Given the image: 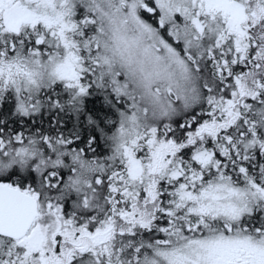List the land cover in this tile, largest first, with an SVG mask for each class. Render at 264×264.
Here are the masks:
<instances>
[{
	"label": "rangeland",
	"instance_id": "obj_1",
	"mask_svg": "<svg viewBox=\"0 0 264 264\" xmlns=\"http://www.w3.org/2000/svg\"><path fill=\"white\" fill-rule=\"evenodd\" d=\"M141 7L156 12L157 22L166 27L164 34L142 21ZM262 29L264 0H0V87L17 109L34 112L38 108L31 110L33 100L54 83L72 93V102L82 100L90 82L125 98L108 138L110 155L98 164L102 169L98 175L107 173L106 179L95 177L93 185V173L84 160L72 158L74 168L69 163L64 168L62 157L58 154L57 159L51 151L53 162L64 168L57 179L62 180L59 194L51 200L48 192H42L35 228L22 241L0 239L2 264H49L46 254L54 236L70 238L72 245L83 242L84 248L72 254L73 264H264V226L250 222L256 212L264 216L263 182L233 183L226 177L187 180L175 160L183 146L195 149L186 165H216L212 150L202 148L209 138L217 152V167L219 157L228 153L238 156L252 145L264 150V105L256 108L257 131H253L251 118L242 117L241 110L247 108L246 114L254 115L246 103L254 95L249 89L242 95L237 78L235 84L225 85V98L206 100L211 105L209 120L189 122L195 119L190 110L202 103L191 84L196 67L191 64L209 55L219 63L211 52L224 44L223 52H235V60L241 61L246 55L250 70L264 71ZM187 50H197L196 58ZM218 73L224 81L230 69L219 68ZM221 131H232L236 137L220 135ZM14 141L0 146V178L45 161L32 146ZM114 164L118 169L111 168ZM152 180H157L155 190ZM168 184L177 187L169 191ZM161 196L166 202L162 211L170 214L163 220L170 227L158 226L167 232L168 240L162 237L167 244L147 246L140 239L132 251L125 242L117 244L114 238L136 233L137 224L140 233L159 229L155 212ZM99 201L112 212L103 227L97 221ZM65 202L69 215L63 214ZM169 204L171 209H166ZM77 210L76 218L70 215ZM114 215L122 225L118 234L111 224ZM130 221L135 226H127ZM70 223L78 224L77 229H70ZM109 227L110 234H104ZM83 251L86 257L79 255ZM68 262L69 258L50 264Z\"/></svg>",
	"mask_w": 264,
	"mask_h": 264
},
{
	"label": "trees",
	"instance_id": "obj_2",
	"mask_svg": "<svg viewBox=\"0 0 264 264\" xmlns=\"http://www.w3.org/2000/svg\"><path fill=\"white\" fill-rule=\"evenodd\" d=\"M147 1L149 0H145V2ZM141 9L142 21H145V23H147L149 27L152 26L158 29L159 33L164 34L166 31V27L162 25L160 26V24L157 22L156 12L149 13L146 9ZM262 30H259V32ZM204 37H202L199 41H201ZM166 38L169 42L171 41L170 36H166ZM194 39L195 40H193L192 43L195 44L197 39ZM247 46L249 47V49L251 48V46ZM226 47L227 46L223 44L217 49H213L211 52V54L216 59L220 60L219 63H216V60L209 57V55L205 58H197L195 59V62L191 64L193 66L196 65L194 70H192V76L195 79H191V84L195 87L197 96L200 97L202 103L195 105L193 107L194 110L193 108L192 110H190L192 111V115L194 114L195 119L191 118V121L189 122L198 123L209 120L211 118V115L208 114V112L211 105L206 100H208V97H224L223 92L225 91V85H228L229 82L230 84H235V79L237 78L240 81L241 87L243 88V90L241 91L242 95H245L244 91H246L247 89L251 90V95H254L252 96V101L248 100V102H246L248 104L247 107L251 106V111L254 113V115L252 116L250 114H246L247 108L242 109L241 113L242 117L251 118V121L254 124L253 131H257L255 126L257 125L256 108L264 105V71L255 70L253 67H251L250 70L249 66L246 64V55H244L245 57L242 61L239 59L235 60V52L233 53V55H231V52L228 51L223 52V49ZM259 47L261 49H264V43ZM187 51L192 55L194 53L198 54L197 50ZM193 56L196 58L195 55ZM231 56L233 58V61H231ZM194 57L192 58L194 59ZM218 64H220V66H218ZM219 68L230 69V75L224 78V81L218 79ZM205 81L208 82V86L203 84ZM92 83L93 82H90L87 94L82 97V100L79 102H72V93L68 92V90H65L64 85H62L61 83H54L52 86L47 88V90L40 91L37 101L35 102L33 100L32 102V105H35V107L33 106L31 110H34L36 107L38 109H35L34 112H30L28 114L21 111L20 109H17L15 100H12V97L9 98L10 95L7 94V90L5 92V89L0 87V146L4 142L9 140H15V143L16 141H20L22 144H24L25 147H28V145L32 146V150H34L35 153L40 154L41 158L45 159L44 162L41 161L36 165H33V167L29 164L26 167L25 172L18 171L16 172V174H7L5 176H2L0 178V182H8L13 186L19 187L25 192L35 195L39 201L40 207H42L41 205H43L44 202L41 196L42 192H48L51 196V200L54 199V196L55 199L57 198L60 191V184L62 182V180L57 179L64 175L63 169L65 168V164L69 163L71 165V168H74V165L71 164L72 158H77L79 161L84 160L86 165L89 167V170L91 168L90 175L93 173L91 180V183L93 185L95 184V182L93 181L94 179L107 176V173L106 175H98V173H101L100 171H102L101 167L98 166V164H102V162H105L107 156L110 155V145L108 138L113 133V129L117 124L118 112L124 109L123 104L125 98L121 97L120 95L117 96V94L109 92L107 90H102ZM212 83L219 86H215ZM248 109H250V107ZM260 119L261 117H259L258 120ZM238 132L243 133L244 129H239ZM221 134L230 138L232 137V135L236 137V135L233 134L232 131H221L220 135ZM210 139L211 138L206 140L202 148L212 150L210 154L212 155V161H216V165L207 164L200 166L194 164L193 162H190V164L188 163L186 165V163L184 162L186 160H189L195 149L186 150L183 146H179L180 150L175 154V160L184 170L185 174L183 176H186L187 180L208 181L213 179L215 180L219 177H226L229 180H234L232 181L233 183L235 181L241 182V180H249L253 182H258L260 180L264 185V150H262V152L259 150L261 146L257 145L258 141H256L255 143L257 146L252 145L251 148L247 149V151L238 156L232 154V157L228 153V156L224 158L219 157L220 164L217 167V152L212 149L214 147V144L210 141ZM181 143L182 145L185 144V142ZM53 146H57L59 150H51L50 148ZM51 151L56 154L57 159L58 154L62 157L64 168L63 166L55 164L53 162L54 158L50 157L53 154ZM0 152H2L1 149ZM1 156L2 153H0V158ZM111 168L118 169V166L115 167L114 164L111 166ZM111 168L109 169V172L112 171ZM40 180H43L42 184ZM44 180L46 181V185H43ZM101 181L105 182L107 180ZM166 186H168L169 191L173 189L172 187H177L176 185L172 184H168ZM166 186L164 190L167 189ZM81 187L84 188L85 184H83ZM191 188L192 187L189 184V189ZM63 197L66 198V195ZM163 197L164 196H161V199H158V201H160V204L158 208H156L155 212V216H158V221L156 222L158 228V224L163 228H165V226L170 227L169 225H165V221L163 220L170 217V214H166L162 211L163 206H165L166 203L162 202ZM99 203L101 204V209L97 221H100L103 227V222L107 219V213L111 216L112 212L110 210V207H103L102 201H99ZM99 203L96 202L95 205L97 206ZM108 203L110 205V202ZM91 205L93 206V204ZM64 206L65 208L63 210V214L69 215V208H66V202L64 203ZM93 208L96 210L95 206H93ZM166 209H171L170 204L166 206ZM78 212L79 211L77 210L70 215L76 218ZM52 215L54 216V214ZM115 218L116 219L113 220L111 224L112 226H114V233L118 234V231L121 230L119 227H122V225L119 224V216H116ZM69 220L72 221V219ZM172 221H174L173 217ZM250 222L251 224L256 226L258 224H260V226H262L263 224L264 226V216L261 217L260 211L256 212V215H253L250 218ZM77 225L78 224L74 223L67 224V226L73 231L74 229H77ZM127 226L133 227L135 226V222L130 221V223H127ZM183 226L184 225H182V227ZM182 227H179V229H182ZM89 228L92 229L93 227L89 226ZM165 230L167 229L165 228ZM136 231V233H126V235L124 236H119L118 234L114 239L117 240V244L125 242L127 248L132 251L135 250L136 243H138V241H141L140 239H143L142 241L145 240L147 242V246H153V244L155 245L157 243H161L157 240L153 243L152 240H154L155 237L160 238L161 236L162 238L164 236L160 228H151L149 232L140 233L138 224L136 227ZM164 233L166 234L167 232ZM52 241L53 244L51 245L52 247L50 248V252L46 254L49 256L47 262L49 264L58 261V257H61L62 260H65L66 258H64V256L67 252V249L70 248L69 245L71 243L70 238H60L59 236H54ZM72 251L75 252L77 250ZM79 255H83L84 257L87 256L84 253H81ZM76 258L78 260V256H76L74 260H76ZM96 259L98 262L101 261L102 263H104L105 261L102 256H100V259L104 261L100 260L99 258ZM2 262L3 258L0 254V264H2ZM72 262L67 264H73Z\"/></svg>",
	"mask_w": 264,
	"mask_h": 264
},
{
	"label": "water",
	"instance_id": "obj_3",
	"mask_svg": "<svg viewBox=\"0 0 264 264\" xmlns=\"http://www.w3.org/2000/svg\"><path fill=\"white\" fill-rule=\"evenodd\" d=\"M38 216L36 198L8 183H0V237L23 238Z\"/></svg>",
	"mask_w": 264,
	"mask_h": 264
},
{
	"label": "flooded vegetation",
	"instance_id": "obj_4",
	"mask_svg": "<svg viewBox=\"0 0 264 264\" xmlns=\"http://www.w3.org/2000/svg\"><path fill=\"white\" fill-rule=\"evenodd\" d=\"M156 182H157V180H152V190H155L156 188H155V186H156ZM146 195V192L144 191V196ZM184 225V224H183ZM264 228V227H263ZM177 230H180V229H177ZM163 238H165L166 239V237H163ZM162 238V239H163ZM163 239V240H161V241H163L164 243H167V241L166 240H168V239ZM177 239V238H176ZM187 239V238H186ZM80 242V246H78V245H72L71 243H70V248H68V250H67V252H66V254H65V256H64V258H69V261L71 262V259H72V254L74 253V251H72V250H79V249H82V248H84V246H83V242L82 241H79ZM176 248V251L178 252V246L177 247H175ZM173 250V249H172ZM175 251V253H177ZM178 254H179V252H178ZM58 260H60L61 259V257L59 258H57ZM70 262H68V263H70Z\"/></svg>",
	"mask_w": 264,
	"mask_h": 264
},
{
	"label": "bare ground",
	"instance_id": "obj_5",
	"mask_svg": "<svg viewBox=\"0 0 264 264\" xmlns=\"http://www.w3.org/2000/svg\"><path fill=\"white\" fill-rule=\"evenodd\" d=\"M82 136V135H81Z\"/></svg>",
	"mask_w": 264,
	"mask_h": 264
}]
</instances>
